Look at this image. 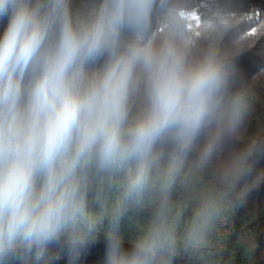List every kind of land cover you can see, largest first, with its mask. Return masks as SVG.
I'll return each mask as SVG.
<instances>
[{
  "label": "clouds",
  "instance_id": "clouds-1",
  "mask_svg": "<svg viewBox=\"0 0 264 264\" xmlns=\"http://www.w3.org/2000/svg\"><path fill=\"white\" fill-rule=\"evenodd\" d=\"M0 264H220L260 186L264 133L237 84L233 0H0ZM198 25V26H197ZM147 213V216L143 214ZM135 228L125 242L122 226Z\"/></svg>",
  "mask_w": 264,
  "mask_h": 264
},
{
  "label": "trees",
  "instance_id": "trees-1",
  "mask_svg": "<svg viewBox=\"0 0 264 264\" xmlns=\"http://www.w3.org/2000/svg\"><path fill=\"white\" fill-rule=\"evenodd\" d=\"M82 2L83 0H72L73 9L78 8ZM233 2L245 11L249 17H256V24L250 25L256 30V41L249 44L254 46L245 45L244 48L235 53V63L238 71L237 84L250 87L253 90L254 105L243 130L244 139L229 140L225 145V158L231 152L242 149L248 138L264 133V0H233ZM250 22V18H247L246 25ZM6 25L7 18L0 21V35H2ZM255 45L259 46V48H254ZM262 165H264V157L258 159L256 170L259 171ZM262 190H264V180L261 179L260 186L248 195L247 202L234 212V235L221 253L220 264H264V213L257 211L256 218L249 224L256 236V251L247 253L244 247L237 244L240 228L245 223L243 213L250 202H255V197L260 196ZM143 215L147 216V213ZM122 230L125 236L123 247L126 250H130L131 244L128 241L134 238L136 234L135 228L134 226L129 227L125 222ZM52 251L62 256L63 260L53 261L51 264H69V256L65 249L53 245ZM105 254L106 241L101 236L99 240L89 244L81 252L76 264H104ZM10 264H21V262L13 259ZM175 264H194V262L184 257H177Z\"/></svg>",
  "mask_w": 264,
  "mask_h": 264
},
{
  "label": "rangeland",
  "instance_id": "rangeland-1",
  "mask_svg": "<svg viewBox=\"0 0 264 264\" xmlns=\"http://www.w3.org/2000/svg\"><path fill=\"white\" fill-rule=\"evenodd\" d=\"M247 18L251 20L250 23L246 25V34L243 40V43L241 46L236 50H240L241 48H244L245 45L248 46L250 43H254L256 41V30L255 28L251 27L250 25L256 24V17H249L247 15ZM198 26V25H197ZM250 47H253L254 45H249ZM254 48H259V46H256ZM264 169V165L260 166V170ZM262 180H264V177H262ZM255 202L251 201L248 205L246 211L243 213V218L245 220V223L240 228V234L238 236V242L237 244L239 246L244 247L245 252L250 253L251 251H256L257 243H256V236L254 234V231L252 230V227L249 225L251 222L254 221L256 218L257 211L259 213H264V190L261 191L260 196L255 197ZM234 213L230 215V219L233 221V225L230 226L227 225L225 227L219 228L220 233V239L223 244V248L225 249L227 246V243L231 241L234 235ZM250 256V254H248Z\"/></svg>",
  "mask_w": 264,
  "mask_h": 264
},
{
  "label": "built area",
  "instance_id": "built-area-1",
  "mask_svg": "<svg viewBox=\"0 0 264 264\" xmlns=\"http://www.w3.org/2000/svg\"><path fill=\"white\" fill-rule=\"evenodd\" d=\"M229 224H230V226L233 225V221H232V219H230V218H228L225 222H223V223L221 224V227L223 228V227H225V226H227V225H229ZM219 237H220V233H219ZM57 257H58V258H55L53 261H61V260H63V257H62V256L57 255ZM53 261H52V262H53Z\"/></svg>",
  "mask_w": 264,
  "mask_h": 264
}]
</instances>
